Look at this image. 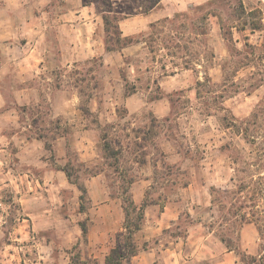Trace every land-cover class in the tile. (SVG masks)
<instances>
[{
	"label": "crops",
	"instance_id": "0c3cea01",
	"mask_svg": "<svg viewBox=\"0 0 264 264\" xmlns=\"http://www.w3.org/2000/svg\"><path fill=\"white\" fill-rule=\"evenodd\" d=\"M209 1L160 0L143 11L144 2L120 0L128 5L133 2L130 10H117L111 5L112 12L121 14L118 25L121 36L128 42L119 49L109 50L104 18L108 8L99 6L102 2L0 0V216H5L0 225L6 231L14 228L13 218L8 219V215H13L14 192L21 201L23 213L32 217L38 231L56 230V223L46 221L43 216L48 218L59 213V204L50 200L64 203L66 190L71 189L77 204L75 211L79 214L71 240L57 239L54 234L27 244L31 251L23 254L12 250L15 249L13 241H5L0 264H69L75 255L73 248L80 253L81 262L92 260L106 264L107 255L118 244V235L126 231V203L123 191L119 192L118 188L116 191L112 186V181L125 182L123 167L109 170L111 165L107 163L102 135L111 130L131 136L132 131L138 130L145 110L152 111L157 119L168 120L173 115L168 94L182 87L176 83L171 87L172 82L168 80L179 75L177 69L175 73L162 75L163 92L159 96L145 92L140 74L133 78L132 90L127 92L128 81L122 74L121 60L138 55L146 48L154 52L155 46L150 44L162 40L163 34L154 31L158 24ZM211 16L218 19L221 31L219 16ZM157 49L166 53L168 50L165 44L157 45ZM96 58L103 60L98 71L90 68ZM81 71L93 72L94 82L87 88L90 92L82 90L88 80L84 83L77 78ZM43 105L50 108L53 126L47 123L48 126L42 124L40 128L53 134L52 149L46 144V134L37 131ZM122 107L126 115H121ZM126 119L130 121L124 123ZM172 147L162 148L164 162L180 169L185 155L180 148ZM69 152H76L78 162L87 171L78 181L69 179L64 169L70 165ZM158 161L156 164L150 156L144 160L148 173L155 171ZM116 164L121 165L120 158ZM148 175L135 177L129 185V194L138 206L146 198L144 184L152 180ZM191 176L184 187L195 182ZM79 186L86 189L83 198ZM178 203L182 205L169 202L161 210L157 209V202L145 207L142 227L134 233L137 250L123 264H239L234 249L225 245L224 252H217L218 244L210 238L215 235L211 221L196 220L193 212L186 235L171 234L169 229L183 213L171 209ZM211 204L208 198L203 203L209 208ZM193 208L196 210L197 206ZM83 223L87 226L86 234ZM250 230L243 227L242 242L249 254L259 255L264 249L259 247L256 235L246 237L245 233ZM84 237L85 240H80Z\"/></svg>",
	"mask_w": 264,
	"mask_h": 264
},
{
	"label": "rangeland",
	"instance_id": "374dc122",
	"mask_svg": "<svg viewBox=\"0 0 264 264\" xmlns=\"http://www.w3.org/2000/svg\"><path fill=\"white\" fill-rule=\"evenodd\" d=\"M97 1L98 4L102 2L99 6L104 9L114 4L117 10H130L129 6L133 4H123L120 0ZM136 1L144 2V11L150 0ZM211 12L218 14L221 31L218 19L211 16ZM205 14L208 17L203 19ZM184 16L196 18L195 25L180 30V33L176 19L174 22L163 20L154 28L157 33L163 32L162 40L150 44L155 46L152 47L154 52L146 48L138 55L121 60L122 74L128 81L127 90H132L133 78L140 74L145 92L159 96L163 92L162 75L175 73L177 69L179 75L168 80L172 82L171 87L174 83L182 87L168 94L173 103V115L168 120L157 119L152 111L145 110L138 130L132 131L131 136L111 130L102 135L107 163L111 165L109 170L122 166L125 175H122L124 183L112 181V186L122 192V186L130 185L135 177L144 178L150 174L152 180L143 187L148 203L157 202L158 210L168 206L169 202L182 204L170 207L183 212L177 224L169 229L171 234L186 235L193 212L196 220L211 221L216 236L212 234L210 238L218 244L217 252H224L226 246L232 248L239 264H245L244 256L249 253L242 242L243 227L251 228L245 233L246 237L256 235L259 247L264 249V29H251L256 22L264 28V0H211L177 14L176 18ZM159 44L167 46V53L159 52ZM101 63L103 60L96 58L91 62V70H100ZM92 76V71H81L77 76L83 82L88 80L83 91L90 92L87 88L94 82ZM40 110L37 131L46 134V144L52 149L53 134L40 128L42 124L48 126L47 123L53 126L50 108L43 105ZM120 113L126 115L127 111L122 107ZM128 121L126 119L124 123ZM172 146L180 148L185 155L180 169L164 162L162 148L173 149ZM148 156L156 164L159 160V166L150 173L143 165ZM68 158L71 161L66 168L72 180L86 176L87 171L78 162L76 152H69ZM118 158L121 165L116 164ZM190 174L195 182L184 187ZM12 195L13 215H8V219L13 218L14 228L6 231L0 225V259L4 256L1 248L5 241H13L15 249L12 250L23 254L31 251L27 244L54 234L57 239L71 240L74 224L79 218L71 189L63 193L64 203L50 200L59 204V213L48 218L43 216L46 221L50 219L56 223L55 231L35 229L32 217L23 213L16 193ZM206 198L211 199L210 208L203 205ZM193 206H197L196 210ZM135 218L136 213L132 212L130 220ZM3 219L5 216H0V221ZM71 251L76 254V249ZM91 261L78 264H97Z\"/></svg>",
	"mask_w": 264,
	"mask_h": 264
},
{
	"label": "trees",
	"instance_id": "16d2710c",
	"mask_svg": "<svg viewBox=\"0 0 264 264\" xmlns=\"http://www.w3.org/2000/svg\"><path fill=\"white\" fill-rule=\"evenodd\" d=\"M160 0H150L148 5L146 6L145 11H148L152 7L155 6V3L159 2ZM106 14L104 15L105 23H106V30H107V48L109 50H116L121 48L122 46L126 45L128 42L127 38H123L121 36V31L119 29L118 20L121 16V14L112 12V8L109 7L105 10ZM214 15H218L216 13H212ZM208 17L207 14H205L202 18L206 19ZM176 19L175 23H177V32H180V30H183L185 28H188L190 26H194L196 22V18L193 19L192 17L189 18L188 16H184V18L174 17L171 19H167L169 21H173ZM174 22V21H173ZM222 25V24H221ZM251 29L253 31L255 30H262L263 25L261 23H254L251 26ZM182 33V32H180ZM163 39V38H162ZM127 92H130V90H127ZM67 176L69 179H72V175L69 172L68 168H64ZM80 189L83 192V195L81 198L84 197V194L86 192V189L83 186H79ZM123 193H124V200H125V211H126V221H125V228L126 231L118 235V244L116 247H114L110 253L106 257V264H123V260L128 257L129 255H132L136 252V244L134 241V233L139 230L142 227V222L144 218V210L145 207L149 204L146 200L140 205H136L131 198V195L129 194V185L127 187L123 186ZM136 213L135 220H130L131 213ZM248 222H253V220H248ZM83 232L86 234L87 232V226L85 223L82 224ZM261 233L263 232V229L260 227ZM243 261L245 264H264V252L259 255H252V254H245ZM81 263L80 260V253L76 252V254L73 256V259L71 263L69 264H78Z\"/></svg>",
	"mask_w": 264,
	"mask_h": 264
}]
</instances>
